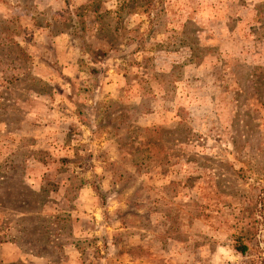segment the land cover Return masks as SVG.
Instances as JSON below:
<instances>
[{"label": "rangeland", "instance_id": "374dc122", "mask_svg": "<svg viewBox=\"0 0 264 264\" xmlns=\"http://www.w3.org/2000/svg\"><path fill=\"white\" fill-rule=\"evenodd\" d=\"M261 259L264 0H0V264Z\"/></svg>", "mask_w": 264, "mask_h": 264}, {"label": "trees", "instance_id": "16d2710c", "mask_svg": "<svg viewBox=\"0 0 264 264\" xmlns=\"http://www.w3.org/2000/svg\"><path fill=\"white\" fill-rule=\"evenodd\" d=\"M118 11H119V9H118ZM237 250H238V251H237ZM236 251L239 252L240 254H242V253L244 252V248L236 249ZM260 261H261V262H260L261 264H264V259H261Z\"/></svg>", "mask_w": 264, "mask_h": 264}, {"label": "crops", "instance_id": "0c3cea01", "mask_svg": "<svg viewBox=\"0 0 264 264\" xmlns=\"http://www.w3.org/2000/svg\"><path fill=\"white\" fill-rule=\"evenodd\" d=\"M20 258V256L16 257V259Z\"/></svg>", "mask_w": 264, "mask_h": 264}]
</instances>
